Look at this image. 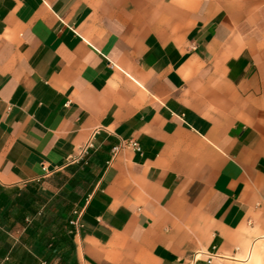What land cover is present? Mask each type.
Returning <instances> with one entry per match:
<instances>
[{
	"label": "crops",
	"instance_id": "crops-1",
	"mask_svg": "<svg viewBox=\"0 0 264 264\" xmlns=\"http://www.w3.org/2000/svg\"><path fill=\"white\" fill-rule=\"evenodd\" d=\"M31 188L73 251L10 264H264V0H0V216Z\"/></svg>",
	"mask_w": 264,
	"mask_h": 264
},
{
	"label": "trees",
	"instance_id": "trees-1",
	"mask_svg": "<svg viewBox=\"0 0 264 264\" xmlns=\"http://www.w3.org/2000/svg\"><path fill=\"white\" fill-rule=\"evenodd\" d=\"M84 169L87 166H83ZM60 183H65L68 178L59 174ZM44 193V192H43ZM11 195L6 193L4 190H0V206L6 204V201L10 199ZM18 202L22 201V208L17 212V217H13L14 220H10L8 208L5 210L4 214L0 216V264H10L9 261L13 252L16 249V246L12 245L10 241V232L12 227L16 223H20L25 227V237L27 238L25 243L29 242L28 238L34 236V229L31 225H39L42 228H47L42 236L40 241L43 242L50 251H55L57 246L62 244L67 245L73 251V226L69 225L71 221V207L68 203L63 202V199L58 198L53 201L52 214H46L41 211L43 206H46L49 202L42 195L40 190L31 188L28 189L27 193L21 194ZM13 203L9 206L12 207ZM33 218H30V216ZM48 216V217H47ZM30 218V219H29ZM29 219V221H27ZM47 219H50V223L47 224ZM9 221V223H8ZM70 251V252H71ZM62 259V258H61ZM39 264H51L48 260H42ZM59 264H76L73 261L69 262H60Z\"/></svg>",
	"mask_w": 264,
	"mask_h": 264
},
{
	"label": "built area",
	"instance_id": "built-area-1",
	"mask_svg": "<svg viewBox=\"0 0 264 264\" xmlns=\"http://www.w3.org/2000/svg\"><path fill=\"white\" fill-rule=\"evenodd\" d=\"M132 145L137 149V150H139V147H138V145L136 144V143H132ZM119 150V147H116V148H114V150H113V154H116V152ZM43 170L45 171L46 169H45V167H43ZM75 214V216H76V219L75 220H72L70 223H71V225H74V226H76V225H78L79 224V218H80V213L79 212H75L74 213ZM205 255H207V254H205ZM209 258L211 257L210 255H207ZM211 259V258H210ZM209 259V260H210Z\"/></svg>",
	"mask_w": 264,
	"mask_h": 264
}]
</instances>
